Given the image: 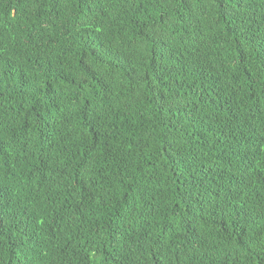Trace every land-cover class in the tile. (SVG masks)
Returning a JSON list of instances; mask_svg holds the SVG:
<instances>
[{
  "label": "trees",
  "instance_id": "trees-1",
  "mask_svg": "<svg viewBox=\"0 0 264 264\" xmlns=\"http://www.w3.org/2000/svg\"><path fill=\"white\" fill-rule=\"evenodd\" d=\"M0 264H264V0H0Z\"/></svg>",
  "mask_w": 264,
  "mask_h": 264
}]
</instances>
